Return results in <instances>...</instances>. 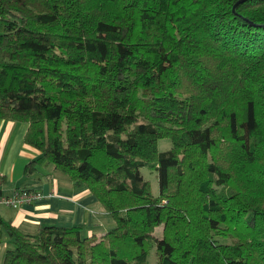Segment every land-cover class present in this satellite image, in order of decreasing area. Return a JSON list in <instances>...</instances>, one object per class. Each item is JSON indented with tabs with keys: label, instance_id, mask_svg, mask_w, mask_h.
Instances as JSON below:
<instances>
[{
	"label": "trees",
	"instance_id": "1",
	"mask_svg": "<svg viewBox=\"0 0 264 264\" xmlns=\"http://www.w3.org/2000/svg\"><path fill=\"white\" fill-rule=\"evenodd\" d=\"M0 118L115 223L3 264H264V0H0Z\"/></svg>",
	"mask_w": 264,
	"mask_h": 264
},
{
	"label": "crops",
	"instance_id": "2",
	"mask_svg": "<svg viewBox=\"0 0 264 264\" xmlns=\"http://www.w3.org/2000/svg\"><path fill=\"white\" fill-rule=\"evenodd\" d=\"M27 129L28 124L0 118V195L11 196L20 189H33L43 193L45 200L22 209L1 206V219L31 235L43 226H78L86 237H99L111 230L115 226L113 219L89 189L74 188L71 180L53 164L43 162L34 173L26 172L27 165L42 155L25 143ZM11 247V236L0 224V264Z\"/></svg>",
	"mask_w": 264,
	"mask_h": 264
},
{
	"label": "built area",
	"instance_id": "3",
	"mask_svg": "<svg viewBox=\"0 0 264 264\" xmlns=\"http://www.w3.org/2000/svg\"><path fill=\"white\" fill-rule=\"evenodd\" d=\"M45 200L43 193L33 189H20L11 196L0 195V207H12L22 209L26 206H33Z\"/></svg>",
	"mask_w": 264,
	"mask_h": 264
},
{
	"label": "rangeland",
	"instance_id": "4",
	"mask_svg": "<svg viewBox=\"0 0 264 264\" xmlns=\"http://www.w3.org/2000/svg\"><path fill=\"white\" fill-rule=\"evenodd\" d=\"M172 147V143L170 142V140H167V139H164V140H161L159 142V150L160 151H167L169 150L170 148ZM141 174L142 176L144 177L145 180H148L151 182L152 184V191L154 193V195H158L159 194V184H158V175L156 172L154 171H150L146 168L142 169L141 170ZM63 175V173H62ZM65 178H68L66 175H63ZM69 180V178H68ZM83 235L84 237L86 236L85 235V231H83ZM155 236L157 238H161L162 236V228H158L156 230V233H155ZM88 237V236H87ZM149 264H157V258H156V254H155V246L152 247V250H151V253H150V256H149Z\"/></svg>",
	"mask_w": 264,
	"mask_h": 264
}]
</instances>
